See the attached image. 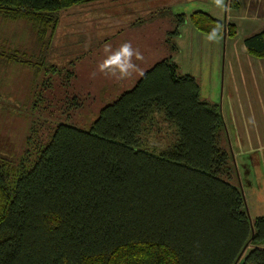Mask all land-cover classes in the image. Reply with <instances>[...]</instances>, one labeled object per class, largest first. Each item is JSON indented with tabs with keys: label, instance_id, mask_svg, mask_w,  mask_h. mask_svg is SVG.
<instances>
[{
	"label": "trees",
	"instance_id": "trees-1",
	"mask_svg": "<svg viewBox=\"0 0 264 264\" xmlns=\"http://www.w3.org/2000/svg\"><path fill=\"white\" fill-rule=\"evenodd\" d=\"M94 1L0 0V21L28 30L23 44L0 36V90L12 88L8 67L26 71V103L43 114L50 104L39 87L51 80L39 84L41 74L67 67L48 60L60 14ZM187 19L176 14L169 56L105 105L88 130L35 119L17 156L0 155V264H264V216L251 218L232 182L242 186L221 144L223 115L173 60L179 49L170 36L179 37ZM189 20L206 35L237 34L204 12ZM244 45L264 59V30Z\"/></svg>",
	"mask_w": 264,
	"mask_h": 264
},
{
	"label": "rangeland",
	"instance_id": "rangeland-1",
	"mask_svg": "<svg viewBox=\"0 0 264 264\" xmlns=\"http://www.w3.org/2000/svg\"><path fill=\"white\" fill-rule=\"evenodd\" d=\"M224 3L222 9L214 0H96L62 11L48 60L59 66L64 61L70 64L65 63L66 70L60 75L48 74L45 78L41 74L39 84L49 78L51 87H39L44 106L50 104L39 116L30 110L31 103H26L30 82L27 72L8 67L13 83L5 94L0 90L5 96L0 97V155L17 156L14 152L19 147V152L22 150L35 119L52 127L65 123L88 130L100 110L134 87L142 76L134 74L129 82L100 74L91 79L90 73L105 58L104 45L115 49L125 41L131 42L144 56L142 62H136L144 73L155 61L169 56L165 40L176 25V14H185L188 19L179 37L170 36L179 49L173 60L181 74L198 80L201 97L218 105L225 122L221 144L233 153L242 186L238 178L232 182L243 188L245 210L251 218L264 216V59L250 56L244 45L247 37L264 30V0ZM198 11L220 21L226 19L227 25L237 28L236 36L229 37L227 31V37L209 41L189 20ZM0 36L23 44L28 30L22 23L0 21ZM71 100L79 102L77 108H68Z\"/></svg>",
	"mask_w": 264,
	"mask_h": 264
},
{
	"label": "clouds",
	"instance_id": "clouds-1",
	"mask_svg": "<svg viewBox=\"0 0 264 264\" xmlns=\"http://www.w3.org/2000/svg\"><path fill=\"white\" fill-rule=\"evenodd\" d=\"M219 8H224V0H214ZM220 30L213 28L207 35L209 41H215L219 36ZM105 58L98 63L96 70L90 73V78L95 79L98 74L103 75L107 79L117 82L124 81L134 74L143 75L137 61H143L144 56L138 48H134L131 42L125 41L119 47L113 49L110 44L103 47Z\"/></svg>",
	"mask_w": 264,
	"mask_h": 264
},
{
	"label": "crops",
	"instance_id": "crops-1",
	"mask_svg": "<svg viewBox=\"0 0 264 264\" xmlns=\"http://www.w3.org/2000/svg\"><path fill=\"white\" fill-rule=\"evenodd\" d=\"M214 18V17H213ZM256 33H258V32H256ZM255 33V34H256ZM227 39V38H226ZM245 50H246V48H245ZM246 52H247V50H246ZM155 60H153L151 63L149 62L145 67H148L149 65H151L153 62H154ZM155 63H157L156 61H155ZM148 69H150V68H148ZM258 72V71H257ZM189 75V74H188ZM126 80H128V82L129 81H132L133 80V78L132 77H130V78H128V79H126Z\"/></svg>",
	"mask_w": 264,
	"mask_h": 264
}]
</instances>
